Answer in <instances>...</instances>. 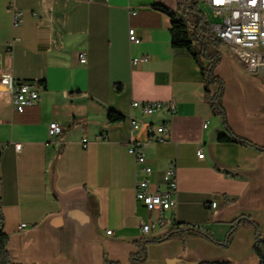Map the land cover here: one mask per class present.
Here are the masks:
<instances>
[{
    "label": "crops",
    "instance_id": "obj_1",
    "mask_svg": "<svg viewBox=\"0 0 264 264\" xmlns=\"http://www.w3.org/2000/svg\"><path fill=\"white\" fill-rule=\"evenodd\" d=\"M176 3L0 0V74L32 84L39 95L36 106L15 114L9 83L0 80V203L11 264H131L140 247L144 259L135 264H257L253 228L240 225L225 240L241 216L264 233V152L218 142L226 131L205 100L199 68L171 46L170 19L153 8L175 10ZM11 7L22 13L17 26ZM130 28L137 43L128 41ZM220 54L214 75L223 83L227 125L264 148V75L239 62L244 74L227 66L224 75ZM140 58L147 61L132 64ZM133 102H171L175 111L145 118ZM108 110L124 120L109 124ZM129 119L141 128L132 131ZM51 122L62 127L56 138L47 133ZM162 125L167 139L151 141L146 127ZM131 140L146 145L150 189L167 190L172 166V210L149 214L135 200L140 176L127 152ZM175 224L203 229L216 242L188 232L166 237Z\"/></svg>",
    "mask_w": 264,
    "mask_h": 264
},
{
    "label": "built area",
    "instance_id": "obj_2",
    "mask_svg": "<svg viewBox=\"0 0 264 264\" xmlns=\"http://www.w3.org/2000/svg\"><path fill=\"white\" fill-rule=\"evenodd\" d=\"M91 2L92 0H81ZM204 5L210 9L211 17L220 20L219 23L210 26L212 34L217 40L224 44L228 51L236 60L253 75H264V0H202ZM13 26L21 23L22 13L11 7ZM135 15V12H131ZM128 41L137 43L138 39L135 30L130 28L127 32ZM12 43L8 44V50ZM79 62L85 64L86 55L80 53ZM147 58L132 60L135 65L138 62H145ZM2 82L9 83L10 105L15 114H22L26 109L34 107L38 103L39 95L37 89L29 83L13 81L8 72L0 74ZM131 108L137 110L142 117H150L156 112H163L170 116L175 111V106L171 102H133ZM129 126L132 131L141 128V124L133 119H129ZM62 132V127L55 122L48 125L47 133L49 138H56ZM146 132L153 142H164L168 137V128L165 125L153 128L146 127ZM86 140H82L85 147ZM18 150L20 145L15 146ZM146 145L137 141H130L127 145V152L135 158L137 173L140 178L136 181L134 187L135 200L143 205L149 214L163 213L174 208L175 202L172 197L176 190L174 181V170L172 166L164 174V181L167 190L160 192L157 189L152 190L149 187V177L152 170L146 164L145 160ZM199 159L203 158L201 151L197 153ZM215 208V203H211ZM159 225L166 223L162 218L157 219ZM24 228V225L20 226ZM151 225H143L141 232L147 235ZM111 232H107L110 235Z\"/></svg>",
    "mask_w": 264,
    "mask_h": 264
},
{
    "label": "trees",
    "instance_id": "obj_3",
    "mask_svg": "<svg viewBox=\"0 0 264 264\" xmlns=\"http://www.w3.org/2000/svg\"><path fill=\"white\" fill-rule=\"evenodd\" d=\"M153 8L170 19V37L171 46L175 49L185 50L197 64L202 81L204 84V97L209 105L213 115L222 117V122L225 134L218 137L220 143H235L246 147L255 148L258 151L264 152V148L258 147L247 139L236 136L228 127L224 110L221 104L223 83L220 78L214 75V69L221 60L220 47L222 43L215 38L210 29V23L206 15L199 9L196 0H177L176 9L155 4ZM214 88V89H213ZM117 92L121 86L116 85ZM213 89V90H212ZM124 120V117L113 111H107V122L109 124L118 123ZM3 219L0 203V264H11L6 250L7 236L2 230ZM240 225H249L255 232V241L252 246V253L257 260V264H264V233H261L254 222L248 217H239L231 223L230 229L227 232L225 242H228L235 230ZM178 232H188L199 234L216 242L210 234L205 230L193 226H185L183 224H175L166 237H171ZM137 255H133L131 264L142 261L144 259V248L140 247ZM113 264V263H110ZM201 264H228L221 263H201Z\"/></svg>",
    "mask_w": 264,
    "mask_h": 264
},
{
    "label": "rangeland",
    "instance_id": "obj_4",
    "mask_svg": "<svg viewBox=\"0 0 264 264\" xmlns=\"http://www.w3.org/2000/svg\"><path fill=\"white\" fill-rule=\"evenodd\" d=\"M198 2V6L199 9L206 15V17L208 18V21L210 23V26L217 24L220 22V20L218 19H213L210 15L211 11L210 9H208L204 3L202 2V0H196ZM220 52H222L223 55V63H222V67H220V72H222L224 75L228 74V68L230 69H234V68H238L240 70L241 74H244V70L242 68V66L238 63V61L236 60V58L226 49V47H224L223 45L220 47ZM227 66H230L228 68H226ZM226 79V84L227 86L230 85V82H228V78L227 76H225Z\"/></svg>",
    "mask_w": 264,
    "mask_h": 264
}]
</instances>
